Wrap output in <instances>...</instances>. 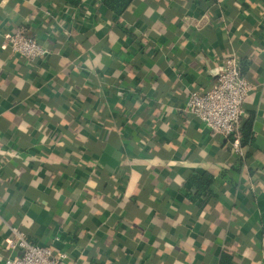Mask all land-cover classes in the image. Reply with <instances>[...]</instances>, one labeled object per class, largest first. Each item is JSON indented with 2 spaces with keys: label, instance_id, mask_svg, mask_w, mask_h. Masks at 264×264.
Returning <instances> with one entry per match:
<instances>
[{
  "label": "crops",
  "instance_id": "1",
  "mask_svg": "<svg viewBox=\"0 0 264 264\" xmlns=\"http://www.w3.org/2000/svg\"><path fill=\"white\" fill-rule=\"evenodd\" d=\"M232 55L245 158L184 111ZM9 226L68 264H264V0H0V264Z\"/></svg>",
  "mask_w": 264,
  "mask_h": 264
},
{
  "label": "built area",
  "instance_id": "2",
  "mask_svg": "<svg viewBox=\"0 0 264 264\" xmlns=\"http://www.w3.org/2000/svg\"><path fill=\"white\" fill-rule=\"evenodd\" d=\"M4 47L12 57L35 65L50 55V49L29 37L25 29L6 35ZM254 87L241 73L240 60L232 55L222 61L217 82L207 93L192 91L184 107L185 113L199 120L212 137H221L232 153L245 158L240 126L244 107ZM6 249L11 255L4 264H68L66 253L52 245H38L18 227L9 226Z\"/></svg>",
  "mask_w": 264,
  "mask_h": 264
},
{
  "label": "trees",
  "instance_id": "3",
  "mask_svg": "<svg viewBox=\"0 0 264 264\" xmlns=\"http://www.w3.org/2000/svg\"><path fill=\"white\" fill-rule=\"evenodd\" d=\"M134 0H103V4L109 7L112 10L125 9L129 4H131ZM243 62L240 61L241 73L244 77H246L243 70ZM32 69V68H31ZM241 143L243 146H246L248 141L247 134L245 133V129H241ZM187 182H190L192 185L196 186L197 193L199 195L207 196L211 192V187L215 184L216 178L210 174H191ZM232 257L228 254H224L222 258L221 264H231ZM101 264V263H98Z\"/></svg>",
  "mask_w": 264,
  "mask_h": 264
}]
</instances>
